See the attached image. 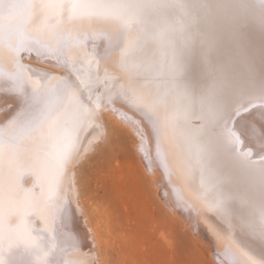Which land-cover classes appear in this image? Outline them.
Returning a JSON list of instances; mask_svg holds the SVG:
<instances>
[{"label": "bare ground", "instance_id": "6f19581e", "mask_svg": "<svg viewBox=\"0 0 264 264\" xmlns=\"http://www.w3.org/2000/svg\"><path fill=\"white\" fill-rule=\"evenodd\" d=\"M112 126L214 259L264 264V0H0V264H110L82 173Z\"/></svg>", "mask_w": 264, "mask_h": 264}, {"label": "rangeland", "instance_id": "374dc122", "mask_svg": "<svg viewBox=\"0 0 264 264\" xmlns=\"http://www.w3.org/2000/svg\"><path fill=\"white\" fill-rule=\"evenodd\" d=\"M148 16L143 21L147 29L152 22ZM111 128L109 143L90 155L82 173L84 194L90 205L100 207L102 214L119 227L116 232H108L114 241L113 248L107 250L109 263L124 264L118 260L116 241L126 229L138 240L139 250L132 255L135 264H224L212 257L207 241L195 240L184 227L186 215L176 211L162 194L157 199L140 166L134 134L124 127ZM162 199L168 204L164 205ZM170 208L171 214L167 212Z\"/></svg>", "mask_w": 264, "mask_h": 264}, {"label": "snow or ice", "instance_id": "6c2138e0", "mask_svg": "<svg viewBox=\"0 0 264 264\" xmlns=\"http://www.w3.org/2000/svg\"><path fill=\"white\" fill-rule=\"evenodd\" d=\"M77 6L87 7V6H89V5H72V7H77ZM7 7H8L9 9H12V8H14V7H17V5H15V4H9ZM16 99H17V102H18V103H22V102H23V101H22V98H20V97H16ZM258 231H259L261 237H264V214H262V216H261V226H260V228L258 229Z\"/></svg>", "mask_w": 264, "mask_h": 264}]
</instances>
